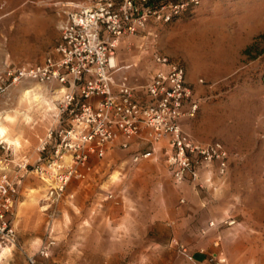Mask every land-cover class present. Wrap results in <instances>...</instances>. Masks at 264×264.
<instances>
[{
	"label": "rangeland",
	"instance_id": "1",
	"mask_svg": "<svg viewBox=\"0 0 264 264\" xmlns=\"http://www.w3.org/2000/svg\"><path fill=\"white\" fill-rule=\"evenodd\" d=\"M88 1L0 0V141L8 148L0 157L37 146L58 123V86L12 82L7 71L51 54L69 6ZM141 34L184 65L199 103L186 130L202 143L220 142L225 169L194 159L177 182L162 155L129 163L118 154L102 161L93 183L70 182L47 210L46 184L31 174L35 189L22 196L24 217L16 219L20 244L36 264H264V0L190 2L170 22L150 20ZM48 242L47 257L36 253ZM0 252V264H26L18 248ZM197 253L204 261L189 259Z\"/></svg>",
	"mask_w": 264,
	"mask_h": 264
},
{
	"label": "built area",
	"instance_id": "2",
	"mask_svg": "<svg viewBox=\"0 0 264 264\" xmlns=\"http://www.w3.org/2000/svg\"><path fill=\"white\" fill-rule=\"evenodd\" d=\"M199 0L164 3L162 0H89L73 3L60 26V37L40 63L19 65L7 71L12 82L29 80L57 85V124L39 138L34 161L13 151L0 157V250L18 248L28 264H36L20 244L14 225L22 180L34 174L46 184L44 210L56 205L72 180H84L91 169V158H102L107 146L121 136L120 147L145 136L150 148L132 157L137 163L155 153V145L169 136L164 159L180 182L193 167L194 159L204 163L216 160L226 167L227 150L218 142L202 143L181 127L183 117H192L199 108L192 89L185 81L184 65L161 53L154 60L161 65L141 88L126 83L114 88L116 50L123 39L144 29L150 20L170 22L188 4ZM0 141V148L6 149ZM111 196V195H110ZM232 224L233 221L228 222ZM213 225V222H210ZM51 242L40 247L49 255ZM182 250L186 249L181 245ZM193 259L192 255L188 256ZM210 261L213 258L209 259ZM218 264V263H217Z\"/></svg>",
	"mask_w": 264,
	"mask_h": 264
},
{
	"label": "crops",
	"instance_id": "3",
	"mask_svg": "<svg viewBox=\"0 0 264 264\" xmlns=\"http://www.w3.org/2000/svg\"><path fill=\"white\" fill-rule=\"evenodd\" d=\"M143 30L144 29L140 31L143 32ZM140 31L135 35H133L132 37H130L129 39H123L120 45L118 46L114 57V62L116 63L117 68L113 74V83H114V88H116L117 84L120 83H126L130 86H133L137 89L136 90L137 96L139 98L145 99L146 98L145 91L141 87L145 85V83L153 75V73H155L159 68H161V65L153 61L154 53L157 51L155 50L154 47H153L154 49H152V46L150 48L148 47V44L146 42L148 36L141 34ZM145 80L146 82L144 83ZM181 127L184 132L188 133V131L186 130V117H183L181 119ZM121 140H122L121 136H118L113 143L109 144L107 146L104 157L91 158V162H90L91 169L90 171H88L87 176L84 180L81 181L73 180L71 181V183L75 181L79 183H88V184L93 183V181L97 179V174L99 170H101L104 167V162H102L103 160H106V166H107L108 164H110L109 162L111 160H114L118 154L119 155L123 154V155H127L129 163H132V157L136 153L146 151L150 148V142L143 135L133 138L129 142V145L126 148L120 147ZM168 143H169V136H166L163 139H161V141L154 144L156 151L146 160L157 161L159 159V155H162V157H164L163 149L167 147ZM23 151L20 152L18 155H27L30 158V161H34L39 154L37 152V146L35 145L28 149H24ZM30 176L31 174H27L22 180L18 203L14 210V225L16 229H17L16 219H19L20 221L21 218L24 217V215H21L24 213L23 203L25 202V200H22V196L25 194L27 190L35 189L33 188V185H31L33 183V180L30 179ZM41 246L39 245V247L36 249V253L39 251ZM23 250H25V252L29 255L34 254L29 251L30 249L24 246H23ZM15 253L16 251H14V254ZM11 254L13 255V253ZM219 256L220 258H225V255L223 253H220ZM15 257L17 259H20L21 255L15 254ZM192 261L196 263L204 261V255L197 253L196 257H193ZM26 264H28L27 260H26Z\"/></svg>",
	"mask_w": 264,
	"mask_h": 264
},
{
	"label": "bare ground",
	"instance_id": "4",
	"mask_svg": "<svg viewBox=\"0 0 264 264\" xmlns=\"http://www.w3.org/2000/svg\"><path fill=\"white\" fill-rule=\"evenodd\" d=\"M30 93V90H26L25 91V94H24V96H23V98L24 99H26L27 101L29 100V97H28V94ZM34 98H36L37 100H40V101H43V102H45V103H48V105H50V106H53V104L52 103H50V102H48V100L46 99V98H44L43 96H41V95H39V94H36L35 96H34ZM49 107V106H48ZM49 109V108H48ZM52 109H53V107H52ZM4 132V128H2V126H1V128H0V133H3ZM2 137V136H1ZM7 141H9L10 143L12 142V141H10L9 139L7 140ZM4 250H8V248L7 247H5V248H3ZM2 252H4V251H2ZM2 252H0V255L2 254Z\"/></svg>",
	"mask_w": 264,
	"mask_h": 264
},
{
	"label": "trees",
	"instance_id": "5",
	"mask_svg": "<svg viewBox=\"0 0 264 264\" xmlns=\"http://www.w3.org/2000/svg\"><path fill=\"white\" fill-rule=\"evenodd\" d=\"M181 1H184V0H175L176 3H177V2H181Z\"/></svg>",
	"mask_w": 264,
	"mask_h": 264
}]
</instances>
